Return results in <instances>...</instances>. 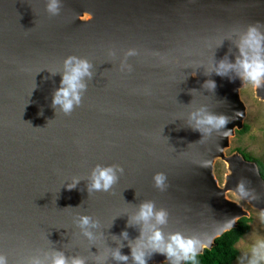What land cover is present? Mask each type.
Here are the masks:
<instances>
[{"label": "water", "instance_id": "1", "mask_svg": "<svg viewBox=\"0 0 264 264\" xmlns=\"http://www.w3.org/2000/svg\"><path fill=\"white\" fill-rule=\"evenodd\" d=\"M45 2L0 0V254L8 264L54 249L86 264L100 257L117 264L111 252L130 255L140 226L128 219L144 201L167 211L165 235L212 238L205 249L227 232L226 220L250 217L245 204L264 209L256 163L228 153L243 127L244 83L209 71L226 56L234 60L249 25L264 33V0H61L57 16ZM129 49L137 52L126 61L133 70L121 72ZM68 56L92 63L93 77L80 106L64 115L51 99ZM208 79L214 91L202 86ZM253 91L264 102V89ZM201 108L235 117L227 137L189 127V114ZM216 161L225 164L221 183ZM97 164L124 171L108 192L89 194ZM157 173L166 177L163 190L154 186ZM73 177L80 182L68 189ZM242 178L256 200L237 198ZM81 214L98 221L92 241L74 223ZM148 264L167 262L154 253Z\"/></svg>", "mask_w": 264, "mask_h": 264}, {"label": "clouds", "instance_id": "2", "mask_svg": "<svg viewBox=\"0 0 264 264\" xmlns=\"http://www.w3.org/2000/svg\"><path fill=\"white\" fill-rule=\"evenodd\" d=\"M61 0H46L45 11L50 16H57L60 13ZM236 55L230 61L227 56L220 59L209 71L221 77H228L230 80L238 78L242 83H249L253 88L264 89V33L257 26L249 25L247 29L238 35L235 41ZM109 55L116 57L115 52ZM137 55L135 49H129L124 53V58L119 61L121 72H131L132 66L127 64V58ZM93 64L87 59L68 56L62 62L59 86L54 90L51 99V106L69 115L75 107H79L81 99L87 90L89 81L93 77ZM195 75V72H193ZM232 75H229V74ZM57 74V73H53ZM206 89L214 91L216 84L214 80H205L203 85ZM236 113L235 116H240ZM223 114H215L201 108L189 114V127L204 136H211L214 132L227 137L230 131L224 130L230 119ZM124 169L119 165L101 166L97 164L90 171L87 191L108 192L117 183L119 175ZM79 177H73L66 185L68 189H73L80 182ZM154 186L160 190L165 188L166 177L163 173H157L153 177ZM240 200L249 202L257 197L253 190L248 187L245 179L239 180L233 189ZM259 219L264 223V209L260 211ZM168 222V213L164 209H157L152 201L141 202L136 212L129 217L128 226L139 225L140 231L135 242H129L130 255L122 254L120 248L111 252V257L117 264H127L131 259L132 264H148V260L154 253L162 254L166 258L167 264H195L199 253L209 247L212 238L201 239L198 236H186L181 232H169L167 235L162 231V227ZM81 230L83 236L89 241L94 239L93 233L89 230L98 227V221L89 215H78L74 221ZM237 223V217L226 220L221 231L233 229ZM120 236L128 239L126 231H122ZM106 257L97 258V264H105ZM247 261V264H264V241L255 243L249 253L240 257V261ZM0 264H8L7 257L0 254ZM21 264H86V259L81 256L68 257L63 251L52 250L43 257L33 255Z\"/></svg>", "mask_w": 264, "mask_h": 264}, {"label": "rangeland", "instance_id": "3", "mask_svg": "<svg viewBox=\"0 0 264 264\" xmlns=\"http://www.w3.org/2000/svg\"><path fill=\"white\" fill-rule=\"evenodd\" d=\"M253 90L254 88L249 83H244L240 89L241 99L246 106L242 129L245 125L247 129L242 133L236 131L230 138L228 153L239 149L257 158L264 165V102L254 97ZM214 172L221 183L225 173V164L222 161H216ZM245 208L250 211L249 230L235 245L238 256L233 264H241L240 257L249 253L255 243L264 241V223H261L259 219L260 213L250 209L246 204ZM242 264H247V261H242Z\"/></svg>", "mask_w": 264, "mask_h": 264}, {"label": "trees", "instance_id": "4", "mask_svg": "<svg viewBox=\"0 0 264 264\" xmlns=\"http://www.w3.org/2000/svg\"><path fill=\"white\" fill-rule=\"evenodd\" d=\"M247 129L244 128L238 132L242 133ZM246 160L256 163L260 175L264 179V165L250 154L237 149ZM250 218H241L238 220L235 228L223 233L216 238L214 245L210 249H204L196 258L195 264H233L238 256V250L235 245L244 234L249 230Z\"/></svg>", "mask_w": 264, "mask_h": 264}]
</instances>
